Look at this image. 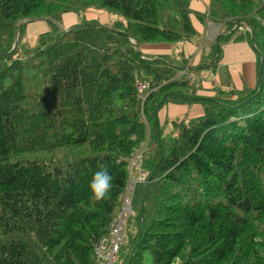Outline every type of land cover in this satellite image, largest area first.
Listing matches in <instances>:
<instances>
[{"label": "trees", "instance_id": "1", "mask_svg": "<svg viewBox=\"0 0 264 264\" xmlns=\"http://www.w3.org/2000/svg\"><path fill=\"white\" fill-rule=\"evenodd\" d=\"M190 6L0 0V264H139L145 249L154 264H264V3L210 0L208 8L226 30L249 28L263 67L259 94V82L236 90L230 76L204 87L196 72L215 73L221 48L214 44L209 67L187 65L178 45L195 33ZM100 12L110 25L85 17ZM66 14L79 21L61 30ZM33 22L52 25L34 45ZM160 43L178 52L142 58L140 46ZM181 68L195 80L174 82ZM169 105L199 106L202 115L166 127L159 115ZM72 145L91 154L63 165L48 160ZM100 167L113 182L97 202L89 182ZM132 184L133 197L143 186L141 205L135 212L132 199L111 261Z\"/></svg>", "mask_w": 264, "mask_h": 264}, {"label": "rangeland", "instance_id": "2", "mask_svg": "<svg viewBox=\"0 0 264 264\" xmlns=\"http://www.w3.org/2000/svg\"><path fill=\"white\" fill-rule=\"evenodd\" d=\"M206 3H209V0H205ZM203 5L200 3L199 0H191V6L190 10L193 11V14L191 15L194 19V25L197 26V31L195 30V33L192 35V40L187 41L186 46L191 49L190 52H188L186 49L187 61L189 62V58L192 59V65L193 67H196L198 65H203L207 62L206 58L204 57L206 53L200 48V45L202 42H205L206 45L210 46L212 45L211 41H208L207 35V28L210 25H215L213 22H206L208 15H206V8L202 7ZM172 18H176L178 22H176V31L182 32L183 24L182 19L177 16L176 14L172 15ZM200 16L202 20H200ZM87 17V20H95L101 23L102 25H105L109 23V14L107 12H100V13H88L85 15ZM79 18V17H78ZM75 15L73 14H66L63 16L61 23H59V28L61 30H67L70 29L72 26L76 25L79 21ZM192 23V21H191ZM110 25V23H109ZM52 26V25H50ZM50 26L47 22H33L28 27L29 32V39L32 42L31 44L34 45L36 42L37 37L50 30ZM217 28H219V31L221 29H226L224 26H218L215 25ZM209 31V30H208ZM232 34L229 39H226L224 36V33H227L225 30L222 31L221 34V41H220V48H221V57H220V67L217 69V73L214 74L211 68H206L201 71H197L196 74L200 75L202 79H204L203 85L206 87H210V84L212 81L217 78L218 83L222 81V78H226L221 76V72L227 71L229 72L230 80L232 82V87L236 90H242L244 87H248L251 89L256 88L258 84V59L259 56L253 49V46L250 41L249 34L247 33V30L244 27H241L239 30L233 29L231 30ZM217 34V29L214 33ZM28 39V40H29ZM198 41H201L197 44ZM188 43V44H187ZM144 46V45H142ZM142 46L140 47L141 54L145 58H154L155 56H149L147 53L144 52ZM227 56L228 58H225L224 56ZM156 57H167V56H156ZM209 61H212V58H209ZM211 88V87H210ZM139 97H141L139 95ZM169 105L163 108L159 115V122L164 123L167 120L170 122L175 121L176 119L179 120V117H188L195 116L196 114H193L194 109L191 113L185 114L186 112L182 109H180L179 106ZM175 108V109H171ZM183 108V107H181ZM168 113V115L166 114ZM198 117V115H197ZM193 118V117H192ZM166 124V127H169L170 123H164ZM49 159L52 160L53 163L58 165L68 164L77 161L78 159L87 157L91 154L90 148L88 145H72V146H66L64 148L57 149L56 151L49 152ZM44 156V154H41ZM136 175H138V171H136ZM142 194H143V186L138 185L136 188V192L133 199V210L136 212L140 208L141 201H142ZM139 264H154L153 263V257L150 250H141L139 255Z\"/></svg>", "mask_w": 264, "mask_h": 264}, {"label": "crops", "instance_id": "3", "mask_svg": "<svg viewBox=\"0 0 264 264\" xmlns=\"http://www.w3.org/2000/svg\"><path fill=\"white\" fill-rule=\"evenodd\" d=\"M199 1L203 5L202 7L206 8V12H207V9L209 8V5H210V0H209V3L208 4L206 3L205 0H199ZM190 19L192 21V25L194 27V30L197 31V28L198 27L194 25V19H193V17L190 16ZM200 20H202V18H200ZM201 22H203V20ZM206 22L210 23L211 21L207 19ZM208 27L209 28H207V30H206L207 34L209 32V34L207 35L208 41H211L212 44H214V42L217 40V38L215 37V34H214L217 27L215 25H210ZM200 42L201 41H198L197 44L200 43ZM203 43H204V45H206L205 42H203ZM178 47H180V48L182 47L183 48L185 58L187 56H189V55H187V53L185 51L187 50L188 52H190L191 49L189 47H187L186 44L178 45ZM142 48H143L144 52L147 53L149 56H155V57L156 56H169V55L173 56V54H175L176 52H178L177 45H174V44H159V45H148V44H145L144 46H142ZM224 57L225 58H228L226 55ZM209 58L210 57H206L207 63H210L211 62V61H209ZM223 69H226V71L221 72V69H220V72L219 73L221 74V76L226 77V78H222V81H225V79H227L226 73L228 71H227V68L226 67L223 68ZM217 82H218L217 81V78H215L212 81V83L210 84V87L211 88L214 87V84H216ZM230 82H231V80H230ZM204 87L205 88H210V87H206V86H204ZM177 106H179V105H177ZM173 107H175V106H173ZM179 107H180V109H182V110H184L186 112L185 113L186 115L189 114V113H191L193 111V109H194L193 114H196V115L195 116H191L190 118H192V117L195 118V117H197V115L198 116L202 115V110H201V108L199 106H186L185 105V106H179ZM181 107H183V108H181ZM171 109H175V108H171ZM166 114L168 115L167 112H166ZM185 118H188V117H184V116L183 117H179V119H181V120L182 119H185Z\"/></svg>", "mask_w": 264, "mask_h": 264}, {"label": "built area", "instance_id": "4", "mask_svg": "<svg viewBox=\"0 0 264 264\" xmlns=\"http://www.w3.org/2000/svg\"><path fill=\"white\" fill-rule=\"evenodd\" d=\"M131 163L134 164L135 166H139L137 157H134L132 159ZM134 188H135V184H132L129 186L125 200H124L123 208L119 214V219H118L117 223L115 224V231H114L115 242L112 246V250L110 251L111 252V261L114 260V255L116 254L117 249H118V245L122 240L124 226L126 224L125 222H126V220H128L130 218V216L133 213L131 203H132V197L134 194Z\"/></svg>", "mask_w": 264, "mask_h": 264}, {"label": "clouds", "instance_id": "5", "mask_svg": "<svg viewBox=\"0 0 264 264\" xmlns=\"http://www.w3.org/2000/svg\"><path fill=\"white\" fill-rule=\"evenodd\" d=\"M113 176L107 167H100L94 172L89 182L91 198L97 202L105 199L112 188Z\"/></svg>", "mask_w": 264, "mask_h": 264}, {"label": "water", "instance_id": "6", "mask_svg": "<svg viewBox=\"0 0 264 264\" xmlns=\"http://www.w3.org/2000/svg\"><path fill=\"white\" fill-rule=\"evenodd\" d=\"M240 24V23H239ZM238 24V25H239ZM252 44H253V36H252ZM254 45V44H253ZM263 69V67L261 66V68H260V71H259V91H258V94L261 92V90H262V70Z\"/></svg>", "mask_w": 264, "mask_h": 264}]
</instances>
